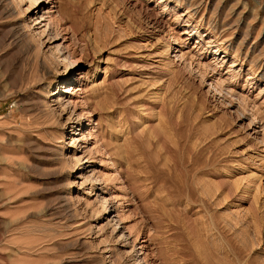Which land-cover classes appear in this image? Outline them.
<instances>
[{
	"label": "rangeland",
	"instance_id": "rangeland-1",
	"mask_svg": "<svg viewBox=\"0 0 264 264\" xmlns=\"http://www.w3.org/2000/svg\"><path fill=\"white\" fill-rule=\"evenodd\" d=\"M35 2L0 0V264H264V0Z\"/></svg>",
	"mask_w": 264,
	"mask_h": 264
},
{
	"label": "bare ground",
	"instance_id": "bare-ground-1",
	"mask_svg": "<svg viewBox=\"0 0 264 264\" xmlns=\"http://www.w3.org/2000/svg\"><path fill=\"white\" fill-rule=\"evenodd\" d=\"M21 2L23 1V0H20ZM29 2H30V4L32 5V3H33V1H36L35 2V5H34V7H33V10H31V8L28 10L27 9V11L25 12L27 15H26V20L28 21V23L30 24L31 23V25L32 24H38L39 22H40V20L41 19H43V17H44V15L43 14H41L42 13V10H43V4L44 3H41L40 1L41 0H28ZM30 6V5H29ZM30 7H32V6H30ZM53 8V6L51 5V7H50V10ZM50 20H51V18H49ZM50 20H49V22H48V24H47V26H46V29L44 30V33L48 30V28H50ZM39 24H41V22L39 23ZM56 47V46H55ZM58 51H59V48H57V52L56 53H58ZM61 51V50H60ZM67 58V57H66ZM65 58V59H66ZM70 68V67H69ZM76 70H79V67H78V64L77 63H75V65H74V67L72 68V71L70 72V74L68 75V76H65V80L64 81H70L71 80V75L76 71ZM66 72H69L68 71V69H67V71ZM81 78H83V76H78V78L77 79H81ZM69 83V82H68ZM79 83V82H78ZM82 83H83V81H81V85H82ZM77 91H83V89L82 88H80L79 86H77L76 88H75ZM70 88L67 90V92H70ZM76 94V92H74L72 95H75ZM62 96H60V98H61ZM73 98H69L68 100H67V102H65V103H62L60 106L62 107L63 106V109L62 110H66L67 109V107H69L70 105H71V103H72V100ZM57 101H60L59 99L57 100ZM58 103V102H57ZM91 135V134H90ZM80 138V137H79ZM77 140V138L75 139V141ZM81 152V150L79 151V153H76L75 155H74V159H75V161H77L78 163H80V166H81V175H85L84 174V172H85V170L87 169V166H85V165H82V160H83V163H86L87 162V160L85 159L86 158V154L85 153H87V152H85V150L83 149V151H82V153H80ZM72 161V160H71ZM75 165V164H74ZM92 178V177H91ZM87 179V177L85 178V180ZM89 179V178H88ZM87 179V180H88ZM92 179H94V178H92ZM97 183H99L98 182V180H97V178H95V184H97ZM97 187H98V185H97ZM96 188V187H95ZM94 189V188H93ZM98 191H100L101 189L99 188V189H97ZM97 191V192H98ZM94 192V191H93ZM108 198H104L102 201H104V202H102L103 203V205L106 203V204H108V200H107ZM110 201V200H109ZM101 202V201H100ZM109 210V209H108ZM113 218V217H112ZM116 221V220H115ZM118 222V221H117ZM120 224V223H119ZM118 224V225H119ZM123 228V227H122ZM118 229V228H117ZM116 229V230H117ZM121 233H124V232H121ZM119 235H120V232H119ZM118 235V236H119ZM124 237V238H127L128 236H125V234H122V235H120V237H119V239L121 238V237ZM139 261H141V260H138V263H140Z\"/></svg>",
	"mask_w": 264,
	"mask_h": 264
}]
</instances>
